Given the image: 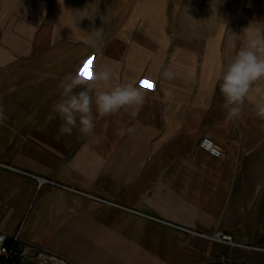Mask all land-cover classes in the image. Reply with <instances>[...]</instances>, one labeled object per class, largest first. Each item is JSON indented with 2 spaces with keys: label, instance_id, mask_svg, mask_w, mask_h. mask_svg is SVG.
I'll return each instance as SVG.
<instances>
[{
  "label": "crops",
  "instance_id": "crops-1",
  "mask_svg": "<svg viewBox=\"0 0 264 264\" xmlns=\"http://www.w3.org/2000/svg\"><path fill=\"white\" fill-rule=\"evenodd\" d=\"M97 4L0 0V232L19 231L29 254L44 251L69 264H264V188L249 182L264 153V120L249 102L239 119L228 120L217 79L245 39L243 29L264 25L239 24L174 45L148 27L142 1L126 0L116 12L113 0L108 28L80 21L86 7L97 19ZM250 20L264 21V14ZM85 51L89 75L107 66L114 85L130 82L146 93L138 111L97 116L100 143L77 130L61 134L52 112L60 82ZM169 65L177 79L161 84ZM186 68L196 70L194 79L183 78ZM128 127L135 132L117 135ZM204 136L226 157L203 150Z\"/></svg>",
  "mask_w": 264,
  "mask_h": 264
},
{
  "label": "clouds",
  "instance_id": "clouds-1",
  "mask_svg": "<svg viewBox=\"0 0 264 264\" xmlns=\"http://www.w3.org/2000/svg\"><path fill=\"white\" fill-rule=\"evenodd\" d=\"M86 9L80 21L87 18L94 23L96 15ZM243 33L245 39L241 46L217 77L223 97L221 110L228 120L235 121L241 117L245 103L249 102L255 116L264 120V26L253 28L249 25ZM87 55V51L83 52L81 65L63 77L59 99L53 103L52 112L62 121L61 134L71 135L77 130L81 136L94 137L95 142L100 143L102 137L95 134L97 116L110 117L129 108L138 111L146 102V93L142 87L130 82L114 85V72L107 66L99 70L93 68L89 75L84 68ZM177 76L175 65H169L163 69L160 83L172 82ZM195 76L194 68L184 70V79L191 80ZM136 111L132 114L135 115ZM5 119L3 105H0V123ZM134 132L133 127L121 128L117 135Z\"/></svg>",
  "mask_w": 264,
  "mask_h": 264
},
{
  "label": "rangeland",
  "instance_id": "rangeland-1",
  "mask_svg": "<svg viewBox=\"0 0 264 264\" xmlns=\"http://www.w3.org/2000/svg\"><path fill=\"white\" fill-rule=\"evenodd\" d=\"M100 13L97 19L89 23L93 29L108 28L113 23V0H96ZM134 2L135 0H127ZM143 2L147 15L148 27H158L168 43L182 45L199 43L203 33L215 32L226 27H237L239 24H263L264 21L250 20L253 16L264 14V0H136ZM126 0H116V12L124 6ZM96 6V8L98 9ZM140 7V6H138ZM188 8V10H187ZM166 18V19H165ZM165 19V33L163 20ZM249 181L252 187L264 188V153L260 164L252 167ZM258 178V179H257ZM264 233V208L261 212ZM44 264V263H35Z\"/></svg>",
  "mask_w": 264,
  "mask_h": 264
},
{
  "label": "built area",
  "instance_id": "built-area-1",
  "mask_svg": "<svg viewBox=\"0 0 264 264\" xmlns=\"http://www.w3.org/2000/svg\"><path fill=\"white\" fill-rule=\"evenodd\" d=\"M199 146L211 154L212 156H215L217 158H224L227 155V151L220 147L214 139L208 136H204L200 142ZM6 167L13 168L12 166L6 165ZM16 169V168H14ZM29 175H32L28 172H26ZM39 183L44 182H52L51 180L40 178ZM63 187L70 189L76 193L85 195L94 201H96L98 204L105 205V206H114L118 208H122L124 210H128L131 212H134L136 214L148 216L150 218L156 219L158 221L165 222L164 220H161L159 218L149 216L148 214H145L143 212H140L138 210H134L131 208H128L124 205H121L109 198L103 197V196H97L88 192H84L82 190H78L76 188H71L69 186L62 185ZM168 223V222H165ZM184 229V228H183ZM189 231V230H188ZM191 231V230H190ZM196 232V231H195ZM200 235H206L201 232H196ZM214 239L218 240L219 242L228 243V244H234L232 241V237L226 234H215L212 236ZM21 240L20 232L17 231L14 234H7L5 232H0V264H30V262H37V263H44V264H69V262L64 259L60 258L58 256L51 255L49 253H46L44 251L37 252L35 254H29L25 249H22L19 245Z\"/></svg>",
  "mask_w": 264,
  "mask_h": 264
}]
</instances>
